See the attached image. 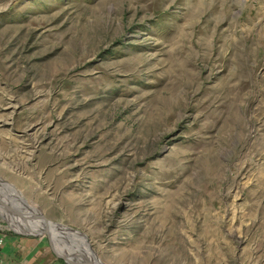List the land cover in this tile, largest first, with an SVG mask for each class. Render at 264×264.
Masks as SVG:
<instances>
[{
	"label": "rangeland",
	"instance_id": "374dc122",
	"mask_svg": "<svg viewBox=\"0 0 264 264\" xmlns=\"http://www.w3.org/2000/svg\"><path fill=\"white\" fill-rule=\"evenodd\" d=\"M0 228L17 264H264V0H0Z\"/></svg>",
	"mask_w": 264,
	"mask_h": 264
},
{
	"label": "bare ground",
	"instance_id": "6f19581e",
	"mask_svg": "<svg viewBox=\"0 0 264 264\" xmlns=\"http://www.w3.org/2000/svg\"><path fill=\"white\" fill-rule=\"evenodd\" d=\"M10 194H12V193H10ZM12 199H13V197H12ZM14 199H17V202L19 203V205H18L19 207H20L21 200H22V206H21L20 213H19V211L14 212V213L18 216L19 219H21V220L23 219L22 221H24V225L27 227L24 230H26V229H29V230H32V229L41 230L42 228L47 226L48 229H49V232L51 234V237H52V231L51 230H54V231H69L68 233H70L71 236L76 237L74 235L75 232L71 231L68 228L64 229L63 227H61V225L54 226V224H52L51 225L52 227H49L44 222L43 217H42V215L40 213L34 211L33 209L32 210L30 209V207L28 206V204H27L25 199H22L20 197L14 198ZM5 203H6V200H5ZM25 208H26V212H24ZM84 243H85V246H87L88 249H89V245L87 244V242L84 241ZM67 255L74 256L75 258L78 257L77 255H75L73 253H70V252L67 253ZM80 255L81 256L78 257V258H87V259L89 258L88 255H86L84 252L80 253Z\"/></svg>",
	"mask_w": 264,
	"mask_h": 264
},
{
	"label": "water",
	"instance_id": "95a60500",
	"mask_svg": "<svg viewBox=\"0 0 264 264\" xmlns=\"http://www.w3.org/2000/svg\"><path fill=\"white\" fill-rule=\"evenodd\" d=\"M7 211H9V209ZM7 214L8 215H11V212H7ZM45 220H47V219H45ZM13 229H14V232H16L17 234H21V235H26V236H32V235L33 236H40V235L46 234L49 237H51V234H50L49 229H48L47 226L44 227V228H42L41 230H36V229H32V230H29V229L22 230L20 227L18 229H16L14 226H13ZM57 256L59 258H61V259L63 258V260L67 264H93V262L90 261V259L88 260L87 258H78V257L75 258L74 256H70V255H67V254H62L61 255L58 252H57Z\"/></svg>",
	"mask_w": 264,
	"mask_h": 264
},
{
	"label": "crops",
	"instance_id": "0c3cea01",
	"mask_svg": "<svg viewBox=\"0 0 264 264\" xmlns=\"http://www.w3.org/2000/svg\"><path fill=\"white\" fill-rule=\"evenodd\" d=\"M33 236V235H32ZM31 236V237H32ZM2 258V257H1ZM9 263V264H17V260H16V258H10V259H2V264L4 263V264H8L7 262Z\"/></svg>",
	"mask_w": 264,
	"mask_h": 264
},
{
	"label": "built area",
	"instance_id": "2783aa9c",
	"mask_svg": "<svg viewBox=\"0 0 264 264\" xmlns=\"http://www.w3.org/2000/svg\"><path fill=\"white\" fill-rule=\"evenodd\" d=\"M2 228H0V248H1V246L3 245V243H4V238H3V236H2ZM0 264H2V258H1V256H0Z\"/></svg>",
	"mask_w": 264,
	"mask_h": 264
},
{
	"label": "trees",
	"instance_id": "16d2710c",
	"mask_svg": "<svg viewBox=\"0 0 264 264\" xmlns=\"http://www.w3.org/2000/svg\"><path fill=\"white\" fill-rule=\"evenodd\" d=\"M20 235V234H19ZM23 236V235H22ZM29 237H31V236H29ZM61 262H64L63 260H61V259H59ZM65 263V262H64ZM66 264V263H65Z\"/></svg>",
	"mask_w": 264,
	"mask_h": 264
}]
</instances>
